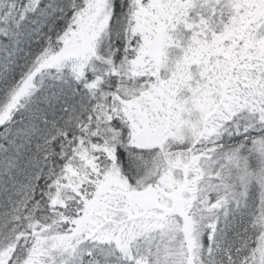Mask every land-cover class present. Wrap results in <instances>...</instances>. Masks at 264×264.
Instances as JSON below:
<instances>
[{
	"label": "snow or ice",
	"instance_id": "6c2138e0",
	"mask_svg": "<svg viewBox=\"0 0 264 264\" xmlns=\"http://www.w3.org/2000/svg\"><path fill=\"white\" fill-rule=\"evenodd\" d=\"M0 264H264V0H0Z\"/></svg>",
	"mask_w": 264,
	"mask_h": 264
}]
</instances>
